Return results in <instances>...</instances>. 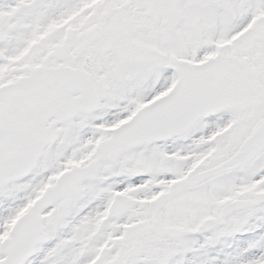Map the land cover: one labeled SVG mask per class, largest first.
Instances as JSON below:
<instances>
[{"label": "snow or ice", "instance_id": "snow-or-ice-1", "mask_svg": "<svg viewBox=\"0 0 264 264\" xmlns=\"http://www.w3.org/2000/svg\"><path fill=\"white\" fill-rule=\"evenodd\" d=\"M0 264H264V0H0Z\"/></svg>", "mask_w": 264, "mask_h": 264}]
</instances>
